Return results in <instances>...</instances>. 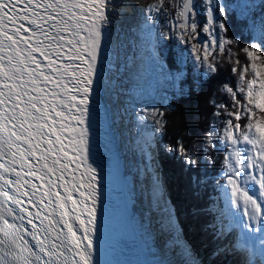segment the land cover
I'll return each instance as SVG.
<instances>
[{
	"label": "snow or ice",
	"instance_id": "snow-or-ice-1",
	"mask_svg": "<svg viewBox=\"0 0 264 264\" xmlns=\"http://www.w3.org/2000/svg\"><path fill=\"white\" fill-rule=\"evenodd\" d=\"M122 7L119 0H0V264H100L91 103L104 84L101 57L108 60L110 27ZM139 15L150 48L165 17L163 39L187 45L206 75L227 56L236 83L221 91L231 103L210 100L201 150L209 164L213 149L225 152L216 181L221 216L229 219L221 235L239 228L247 264H264V19L259 39L233 51L239 41L228 35L222 0H155ZM135 115L138 126L151 120L164 133L165 111L143 107ZM167 151L197 164L179 141Z\"/></svg>",
	"mask_w": 264,
	"mask_h": 264
},
{
	"label": "trees",
	"instance_id": "trees-1",
	"mask_svg": "<svg viewBox=\"0 0 264 264\" xmlns=\"http://www.w3.org/2000/svg\"><path fill=\"white\" fill-rule=\"evenodd\" d=\"M248 1L252 3L254 0ZM222 2L228 5V15L224 18L229 27L228 35L239 41V45L232 46L233 51L257 41L259 37L253 36L252 27L254 19L264 12L261 2L252 10L249 5L239 7L241 4L239 0ZM167 30V18L160 17L159 22L154 25L155 39L158 37L156 52L162 57L164 66L169 71H176L175 42L165 40L161 35ZM185 61L187 65H184V82L179 83L181 88L168 92L167 104L157 106L165 111L164 119L167 121L165 131L163 134L152 131V135L162 187L173 209V217L181 230L182 238L197 254L199 251L205 254L210 250L208 242L214 235L210 230L208 206L213 202L211 195L215 192V176L223 169L225 152L213 149L214 163L209 164L202 154L201 144L205 130L213 119L214 107L210 100L230 105L227 94L221 89L224 85L234 86L236 77L230 71L231 64L227 56L220 58L216 73L207 75L204 68L195 69L187 58ZM223 119H226V116L219 118ZM178 141L196 159L195 167L185 164V158L178 152L167 151L176 148ZM220 147L221 145L217 143V148ZM219 263L221 262L213 258L206 260L204 264Z\"/></svg>",
	"mask_w": 264,
	"mask_h": 264
},
{
	"label": "bare ground",
	"instance_id": "bare-ground-1",
	"mask_svg": "<svg viewBox=\"0 0 264 264\" xmlns=\"http://www.w3.org/2000/svg\"><path fill=\"white\" fill-rule=\"evenodd\" d=\"M119 2L124 5V7L119 10L122 14H118L115 24L110 27V41L106 46L108 60L106 61L104 59L103 54L101 57V70L104 72V84L100 92L101 101L106 110L105 114L108 116L109 127H111L113 142L116 144L119 153L121 171L118 174V182L123 189L124 200L130 214L137 241L147 259V263L145 264H201L200 261L196 260L193 252L191 253V250L193 251L194 249L190 244L187 242L186 244H179L181 242L183 243L184 239L182 238L180 228L176 223L174 225L169 217V211L167 210L168 198L166 203L164 200L165 196L160 188L162 179L157 167L158 162L156 163L155 160L156 156L154 154L153 144L151 143V146L148 147L146 138L144 141L140 142V144H136L138 145L137 147L134 145L137 141L134 143L132 141H128L127 143L123 142L119 133V128L121 126L119 120H121V118L119 114H117L118 112L116 113L114 108L112 106L111 108L110 104L108 105L109 101L112 100L110 98L116 86L113 81V77L117 73L115 66H117L116 63L118 59L116 51L118 45L116 42V31L120 24L124 22L132 23L134 21V10L132 7H128V9H130L129 11L125 9L126 4L129 5L132 3L131 0H119ZM130 11L132 14L129 13ZM107 96L109 99H107ZM141 143H143L142 146ZM129 151H132V153H139L140 160L146 156V158H144L146 161H144V165L143 160L141 161V173L137 171L133 172L127 167V158L130 155ZM144 171L147 174H145ZM150 172L152 180L149 177ZM157 183L160 184L157 185ZM161 200L167 207H164V205L162 206L163 203L161 204ZM210 204L209 207H211ZM210 220L213 222L211 216ZM211 222L209 223L210 226ZM178 229L180 232L177 237ZM211 230V232H214L213 229ZM240 233L241 230L234 227L232 232L224 236L223 240L220 242L221 246L229 242L232 247V251L230 255H228V258L230 256L233 257L229 258L227 264H247L249 253L245 248H242V250L236 248L237 245L235 241L239 240ZM166 247H171L172 251H167L165 249ZM218 261L221 262L220 260Z\"/></svg>",
	"mask_w": 264,
	"mask_h": 264
},
{
	"label": "rangeland",
	"instance_id": "rangeland-1",
	"mask_svg": "<svg viewBox=\"0 0 264 264\" xmlns=\"http://www.w3.org/2000/svg\"><path fill=\"white\" fill-rule=\"evenodd\" d=\"M131 2V5H135V8H132L134 10V14L136 12L138 13V16L135 20L137 21V24L127 25V22H124L120 24L119 28L116 31V42L118 44L116 51L118 59L116 63L117 66H115L117 73L113 77V81L116 86L110 98L112 100L109 101L108 105L110 104V107L112 106L115 112H118L117 114H119V117L121 118V120H119L121 125L119 128V133L122 137L123 142L127 143L128 141H132L134 143L135 141H137L139 143L136 142L134 144L135 147H137L138 145L136 144H140V142L144 141L145 138L150 135L152 138L151 143L154 147L153 150L155 151L154 154H156L155 143L153 140L154 136L152 135V131H156L154 122L148 120L146 121L145 125L138 126L135 113L138 112L140 108L157 107L158 105L165 103L163 98L165 96L167 97L168 92L177 91L179 88H181V86H179V83L184 82V65H187L185 61L186 58L190 61V63H192L195 69L198 66H196L195 64L194 57L192 56L189 47L187 45H180L175 38H172L169 40L175 42L174 55L177 70L169 71L168 68L164 66L162 57L157 54L156 46L155 49L150 48L148 44L142 40L138 28V23L140 20V10L143 9L146 5L155 2V0H131ZM260 2L261 0H254L252 3H250L248 0H243V3L240 4L239 7L249 5L250 9L252 10L259 6ZM128 7V4H126L125 9L129 11L130 9H128ZM131 11L129 12L130 14H132ZM262 19H264V12L258 15L253 21L252 34L255 37H259L260 35L259 26ZM156 38L158 39L157 36ZM157 39H155L156 43ZM177 76L179 77V79H171L172 77ZM107 99H109L108 96ZM142 145L143 143H141V146ZM129 152L130 155L127 158V167L133 172L137 171L141 173V161L143 160L144 165V158H146V156L140 160L139 153H132V151ZM151 153L153 154L152 151ZM145 174L147 173L145 172ZM149 177L152 180L151 172ZM159 184L157 183V185ZM160 188L162 189L166 199L164 197L163 198L167 203L168 197L165 194L164 188H162V184L160 185ZM160 202L161 204L163 203L162 206L164 205V207H167L162 200ZM210 203V206H213V202ZM167 210L169 211L170 219L175 225L177 221H175V218L173 217V209L171 208L169 201ZM213 228L214 227L210 226V230ZM179 232L180 230L178 231L177 237L179 236ZM222 240H220V242ZM186 242L187 241L184 240L183 243L181 242L179 244H186ZM165 249L167 251H172L171 247H166ZM192 252L196 260L200 261L201 264H204L206 260L213 258V254H215L213 253V249H210L205 254L199 251L198 256L197 252L191 250V253Z\"/></svg>",
	"mask_w": 264,
	"mask_h": 264
},
{
	"label": "water",
	"instance_id": "water-1",
	"mask_svg": "<svg viewBox=\"0 0 264 264\" xmlns=\"http://www.w3.org/2000/svg\"><path fill=\"white\" fill-rule=\"evenodd\" d=\"M239 1H240L241 4L243 3V0H239Z\"/></svg>",
	"mask_w": 264,
	"mask_h": 264
}]
</instances>
